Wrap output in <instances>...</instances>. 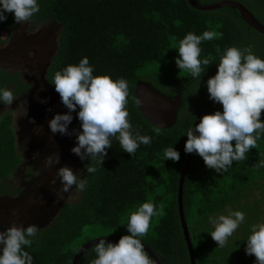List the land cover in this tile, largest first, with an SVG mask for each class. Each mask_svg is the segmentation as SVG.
Wrapping results in <instances>:
<instances>
[{
  "label": "trees",
  "instance_id": "trees-1",
  "mask_svg": "<svg viewBox=\"0 0 264 264\" xmlns=\"http://www.w3.org/2000/svg\"><path fill=\"white\" fill-rule=\"evenodd\" d=\"M196 1L206 5L220 0ZM235 1L246 6L264 24V0ZM38 2L40 11L29 21L42 24L54 20L62 27L58 50L45 76L48 84L55 90V85L50 83L55 72L88 57L94 66V75L128 81L130 122L142 135L150 136L152 143L141 145L133 157L112 138V148L108 149L103 165L80 159L79 177L87 180L86 190L81 192L79 201L63 203L54 221L39 230L32 247L25 248L33 256V264H73L77 251L91 241L85 239L89 228L114 229L121 233L116 237L121 238L130 213L146 201L157 206L163 203L164 212L152 218L142 243L155 252L162 264H191L178 202L180 175L190 155L185 152L186 131L189 126L199 124L204 115L223 111L222 104L211 100L207 90V81L217 74L223 51L231 46H251L256 55L264 58V34L250 27L237 9L201 10L188 0ZM6 15L7 20L0 22V47L8 37L2 32L9 33L16 25L14 15ZM205 30L215 31L218 36L201 44V59H209L210 65L205 66L206 72L197 91L199 81L188 72L174 74L168 69L176 67L179 41L188 32L200 35ZM139 81L149 82L170 96L182 92L176 124L161 128L159 135L153 131L156 126L139 108L135 92ZM31 87V83L21 79L19 72L0 69V88L11 90L16 98L28 93ZM261 119L264 120V112ZM15 125L16 117L9 110L0 122L1 195L18 192L11 191L4 183L24 162L18 149ZM78 131H82L81 122L75 129V144ZM172 146L180 153L178 162L164 159V149ZM262 160L264 136L258 140L257 148L247 154V159L234 161L227 173L209 169L198 154L193 159L184 183L183 207L196 264H239L238 261H243V257L236 254L239 243L247 240L253 225L264 223V167H259ZM91 163L98 169L95 174L87 173L86 166ZM256 193L262 198H255ZM235 210L244 212L246 220L225 246L218 247L209 233L214 228L208 217L227 215ZM94 258L91 247L81 256L79 264H89Z\"/></svg>",
  "mask_w": 264,
  "mask_h": 264
},
{
  "label": "clouds",
  "instance_id": "clouds-1",
  "mask_svg": "<svg viewBox=\"0 0 264 264\" xmlns=\"http://www.w3.org/2000/svg\"><path fill=\"white\" fill-rule=\"evenodd\" d=\"M39 11L38 0H0V22L6 21V14L11 13L16 24L26 23ZM217 36L215 31L209 30L200 35L188 32L176 49L179 53L176 66L199 81L197 91L206 72L205 66L210 65L209 59H201V44ZM217 52H220L219 48ZM94 71L85 56L78 64H70L55 72L50 83L55 85V91L68 112L56 114L49 121V128L53 134H69L68 128L74 118L72 113L79 108L82 131L77 133V144L71 149L72 153L82 161L90 159L103 165L108 149L112 148L111 140L115 138L124 152L135 157L140 146L150 145L152 138L142 135L130 122L128 81L113 79L109 75L96 76ZM207 90L211 100L222 104L223 111L204 115L199 124L189 126L185 152L198 154L216 173H227L234 161L247 159V154L257 148L258 140L264 136V120L261 119L264 112V58L256 55L251 46L228 47L219 57L217 74L207 81ZM16 99L11 90L0 88V104L11 105ZM153 131L159 135L161 128L155 127ZM164 159L178 162L180 153L174 146L168 147L164 149ZM59 163L58 154L46 159L48 167ZM86 167L89 174L98 171L92 163ZM259 167H264V160L260 161ZM57 181L61 185L58 195L69 193L73 186L84 192L87 186V180L80 178L78 172L67 165L56 171L52 184ZM163 212V203L157 206L152 201L143 202L128 217L129 234L122 236L117 243L98 239L92 246L95 258L90 259L89 264H154L142 238L148 234L152 218ZM245 220V213L239 210L227 215H210L208 222L214 230L209 233L218 242V247H223ZM38 232L39 227L35 224L26 228L12 225L0 231V264H33V256L25 248L32 247ZM246 242V254L255 256V264H264V223L251 227Z\"/></svg>",
  "mask_w": 264,
  "mask_h": 264
},
{
  "label": "rangeland",
  "instance_id": "rangeland-1",
  "mask_svg": "<svg viewBox=\"0 0 264 264\" xmlns=\"http://www.w3.org/2000/svg\"><path fill=\"white\" fill-rule=\"evenodd\" d=\"M61 25L57 21L35 24L30 21L16 24L8 34L7 41L0 47V69L12 73L19 72L22 80L31 83L27 94H21L11 105L0 106V122L6 111L16 114V133L18 135V149L23 157V164L13 171L5 180L10 190H17V195H0V231L16 225L25 228L35 224L42 230L49 226L58 216L61 205L65 202H77L81 199V192L73 189L69 193H60L56 171L65 165L78 172L80 176V158L72 153L76 146L74 133L80 121L78 111L73 112V121L69 125L67 135L53 134L49 128V121L56 114H65L68 109L61 98L45 79L48 66L53 60L59 43ZM170 73H182L176 67L168 69ZM46 101V102H41ZM60 157V163L52 167L46 166L49 156ZM255 198L261 199L259 193ZM264 206V200L262 202ZM21 210L23 212H21ZM264 218V217H263ZM124 234L128 235L127 226ZM114 229L94 227L85 233V239L102 237H116ZM228 243V242H227ZM247 242L239 243L237 255L243 257L239 264H255V256L245 252Z\"/></svg>",
  "mask_w": 264,
  "mask_h": 264
},
{
  "label": "water",
  "instance_id": "water-1",
  "mask_svg": "<svg viewBox=\"0 0 264 264\" xmlns=\"http://www.w3.org/2000/svg\"><path fill=\"white\" fill-rule=\"evenodd\" d=\"M190 4L201 10H213L222 7H232L237 9L242 18L248 23L250 27H253L260 33L264 34V24H262L255 15L242 3L235 0H220L210 4L202 5L196 0H188ZM54 89V87H52ZM136 97L138 100L139 108L143 116L151 122L156 127L160 128H171L173 127L178 119L179 108L182 105V92L174 96L167 95L151 85L149 82L139 81L136 87ZM60 97V96H59ZM196 153H191L186 160L184 167L182 169L179 181V191H178V202H179V214L180 220L188 246L191 264H196V255L194 246L191 240L188 224L185 217L184 207H183V190L184 183L188 173V169L196 157ZM100 239V238H98ZM98 239L91 240L84 244L76 253L73 264H79L81 256L86 252L87 249L91 248L94 243L98 242ZM108 242H118L119 237H104ZM97 240V241H96ZM145 245V244H144ZM145 250L149 253L151 258L154 260L155 264H162L155 254V252L145 245Z\"/></svg>",
  "mask_w": 264,
  "mask_h": 264
},
{
  "label": "flooded vegetation",
  "instance_id": "flooded-vegetation-1",
  "mask_svg": "<svg viewBox=\"0 0 264 264\" xmlns=\"http://www.w3.org/2000/svg\"><path fill=\"white\" fill-rule=\"evenodd\" d=\"M24 94H27V93H24ZM0 106H4V105H1V104H0ZM6 112H7V111H6ZM13 114H14L15 117H16V114H15L14 111H13ZM6 179H7V178H6ZM6 179H5V180H6ZM11 191H13V190H11ZM18 192H19V191H18ZM0 195H1V194H0ZM3 195H13V194H3ZM16 195H17V194H16ZM13 196H14V195H13ZM21 212H23V211L21 210Z\"/></svg>",
  "mask_w": 264,
  "mask_h": 264
}]
</instances>
